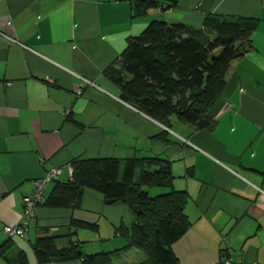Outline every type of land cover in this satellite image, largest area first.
I'll list each match as a JSON object with an SVG mask.
<instances>
[{"label": "crops", "instance_id": "0c3cea01", "mask_svg": "<svg viewBox=\"0 0 264 264\" xmlns=\"http://www.w3.org/2000/svg\"><path fill=\"white\" fill-rule=\"evenodd\" d=\"M135 1L0 0V264H82L79 255L97 253L113 264L141 263L145 253L126 247L135 220L126 203H108L91 188L78 207L45 201L56 181L70 180L73 160L116 158L121 181L126 161L144 157L169 161L172 189L187 196L190 226L172 245L179 264H220L224 249L236 264H264V0H157L139 8ZM207 14L258 19L250 49L231 62L208 110L213 130L175 115L162 123L119 97L105 70L119 68L131 37L153 20L201 29ZM52 168L62 171L26 235L5 234L21 220L34 181ZM45 237L57 249L77 246L78 257L39 262Z\"/></svg>", "mask_w": 264, "mask_h": 264}, {"label": "trees", "instance_id": "16d2710c", "mask_svg": "<svg viewBox=\"0 0 264 264\" xmlns=\"http://www.w3.org/2000/svg\"><path fill=\"white\" fill-rule=\"evenodd\" d=\"M156 4L157 0L135 1L136 8ZM257 24V18L220 14H207L201 29L153 20L129 39L119 68H107L105 75L119 89L123 101L148 116L166 123L175 115L195 130L211 131L216 121L208 110L225 85L231 62L250 49ZM137 165L140 178L135 183ZM71 166L70 180L56 181L45 205L78 207L85 188L100 192L106 201L126 203L135 211L126 247L135 246L145 253L139 264H179L172 245L190 221L184 211L185 192L172 189L169 161L159 157L130 159L121 181L116 158L78 159ZM152 187L169 191L152 196L145 189ZM74 224L95 227L80 221ZM37 250L41 263L78 257L77 246L57 249L51 237L41 238ZM79 257L82 264H113L108 253Z\"/></svg>", "mask_w": 264, "mask_h": 264}, {"label": "built area", "instance_id": "2783aa9c", "mask_svg": "<svg viewBox=\"0 0 264 264\" xmlns=\"http://www.w3.org/2000/svg\"><path fill=\"white\" fill-rule=\"evenodd\" d=\"M80 78L82 84H92V82L86 78L81 76H77ZM82 84L78 88L75 89V93L77 95L82 93ZM62 171V168H52L50 169L46 175L42 178L36 179L34 181L33 190L23 197V214L19 223L15 225H6L3 228V231L8 236H21L24 237L26 235V231L28 228L29 221L35 215L36 206L42 201L43 193L48 185V183L56 178ZM70 172H72V168L70 167ZM220 264H236L232 257V252L229 249H224L221 253Z\"/></svg>", "mask_w": 264, "mask_h": 264}, {"label": "rangeland", "instance_id": "374dc122", "mask_svg": "<svg viewBox=\"0 0 264 264\" xmlns=\"http://www.w3.org/2000/svg\"><path fill=\"white\" fill-rule=\"evenodd\" d=\"M148 190H149V194L153 196V195H156L155 193H157L158 188L157 187H152V188H150Z\"/></svg>", "mask_w": 264, "mask_h": 264}, {"label": "water", "instance_id": "95a60500", "mask_svg": "<svg viewBox=\"0 0 264 264\" xmlns=\"http://www.w3.org/2000/svg\"><path fill=\"white\" fill-rule=\"evenodd\" d=\"M108 203H112L114 202L113 200H107ZM136 210V209H135ZM137 213V212H136Z\"/></svg>", "mask_w": 264, "mask_h": 264}]
</instances>
